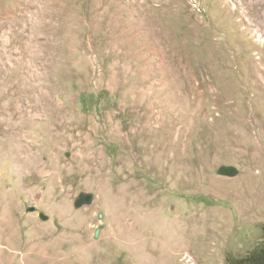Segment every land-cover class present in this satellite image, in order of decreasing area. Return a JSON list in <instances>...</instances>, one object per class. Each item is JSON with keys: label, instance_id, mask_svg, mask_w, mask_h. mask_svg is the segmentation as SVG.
Returning a JSON list of instances; mask_svg holds the SVG:
<instances>
[{"label": "rangeland", "instance_id": "rangeland-1", "mask_svg": "<svg viewBox=\"0 0 264 264\" xmlns=\"http://www.w3.org/2000/svg\"><path fill=\"white\" fill-rule=\"evenodd\" d=\"M258 11L0 0V264H264Z\"/></svg>", "mask_w": 264, "mask_h": 264}, {"label": "water", "instance_id": "water-1", "mask_svg": "<svg viewBox=\"0 0 264 264\" xmlns=\"http://www.w3.org/2000/svg\"><path fill=\"white\" fill-rule=\"evenodd\" d=\"M221 173L226 176H233L237 173L235 168H222ZM93 202L92 194H81L76 201V206L81 207L83 205H88Z\"/></svg>", "mask_w": 264, "mask_h": 264}, {"label": "built area", "instance_id": "built-area-1", "mask_svg": "<svg viewBox=\"0 0 264 264\" xmlns=\"http://www.w3.org/2000/svg\"><path fill=\"white\" fill-rule=\"evenodd\" d=\"M184 262H186L187 264H196L192 257H190L189 255H185L184 258H183Z\"/></svg>", "mask_w": 264, "mask_h": 264}, {"label": "crops", "instance_id": "crops-1", "mask_svg": "<svg viewBox=\"0 0 264 264\" xmlns=\"http://www.w3.org/2000/svg\"><path fill=\"white\" fill-rule=\"evenodd\" d=\"M20 152H23V151L21 150ZM92 196H93V200H94V199H95V196H94V195H92ZM75 204H76V203H75ZM92 204H93V202H92L91 204H88V205L86 204V205H83V206H81L80 208H79V207H78V208L81 209V208H83V207H85V206H90V205H92ZM76 207H77V206H76ZM44 216H45V215H44ZM45 217H47V216H45ZM127 247H130L129 244L127 245ZM140 264H141V263H140Z\"/></svg>", "mask_w": 264, "mask_h": 264}, {"label": "bare ground", "instance_id": "bare-ground-1", "mask_svg": "<svg viewBox=\"0 0 264 264\" xmlns=\"http://www.w3.org/2000/svg\"><path fill=\"white\" fill-rule=\"evenodd\" d=\"M247 2H248V1H247ZM247 6H248V5H247ZM257 15H258L257 18L260 19V20H262V21L264 22V15L261 14V12H259V11H258ZM257 15H256V16H257Z\"/></svg>", "mask_w": 264, "mask_h": 264}]
</instances>
